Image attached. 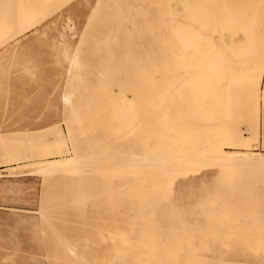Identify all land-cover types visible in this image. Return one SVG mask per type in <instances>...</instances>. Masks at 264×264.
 I'll list each match as a JSON object with an SVG mask.
<instances>
[{
  "label": "rangeland",
  "instance_id": "1",
  "mask_svg": "<svg viewBox=\"0 0 264 264\" xmlns=\"http://www.w3.org/2000/svg\"><path fill=\"white\" fill-rule=\"evenodd\" d=\"M56 1H52L55 5L53 10L41 21L15 40L0 45V264H84L73 254H78V245L90 241L98 252H94L96 257L86 255L87 263L116 262L114 241L124 239L116 234L126 226L127 222L122 217L127 221V218L133 217V212L129 209L122 211L121 205H117L112 211L117 218L114 228L106 209L111 203L119 204L124 199L112 196L111 192L106 193L108 187L105 185L108 186L109 180L120 184L126 181L129 189L136 193L144 177L149 178L148 182L152 185L149 201L159 209L158 214L164 216L163 221L171 217L168 210L173 203L181 206L182 215L189 222L187 229L179 231L181 240L187 241L189 237L197 243L211 237L219 242H235L240 256L238 260L231 261L232 264H249L244 258L251 256L247 248L253 249L250 244L254 247L258 243L260 248L256 246L257 249L264 254V169L245 172L246 179L239 183L247 193L238 198L239 205L233 212L225 215L218 212L206 219L199 214V210L209 206L202 208L196 204L211 196L216 167L202 166L185 177L178 172L173 173L172 191L164 197L154 192L155 187L167 183L171 176L159 179L160 175L150 173L151 170L162 168L158 164L163 160L168 165H174L171 169L177 171L181 165L179 158L201 150L205 141L201 122L197 120L203 103L201 94L194 90L198 83L158 81L147 84L137 79L145 63L142 59L148 51L171 48L166 29L168 14H163L164 21H158L155 16V8L166 7L167 4L146 0ZM241 1L223 0L222 9L228 16L235 15L236 6L241 10L245 6L248 10L249 4ZM60 36L67 41V54L58 43ZM254 43L251 50L255 51L254 46H257V58L259 46L258 42ZM259 45L258 52L262 55L264 45ZM72 55L82 63L80 72L75 71V78L72 75L74 70L68 69ZM79 80L85 83L83 87H77ZM227 83L224 85L225 92L220 90L223 110L227 112L226 109L230 111L236 106L240 114V120H236L240 122V135L252 136L248 150L264 153V74L254 82ZM118 85L122 89L121 94L117 92L120 89ZM146 87H149L148 93L145 92ZM186 88L189 90L185 91ZM106 90L109 92L106 93ZM63 92L71 94L70 104L73 107L68 106L71 110L60 100ZM232 111L235 112L234 109ZM77 114L83 122L81 126L74 118ZM82 115L85 118H81ZM244 115L248 117L247 121ZM76 125L77 129L73 128ZM69 126L73 128L71 138ZM103 127L109 129L105 130L108 133H103ZM252 131L256 135L253 136ZM75 140L80 143L76 141L75 144ZM73 141L77 153L84 158L91 156L72 164H78V168L73 167V170L70 166L72 170L67 168L46 176L25 174L28 168L22 167V164L69 156ZM156 151H164L165 156ZM188 151L191 153H186ZM143 154L151 158H140ZM136 155H140L139 159H135L138 158ZM160 155L162 157L158 158ZM153 160H159V163ZM145 161H149V165H141ZM82 164H92V167H83ZM93 164L98 165L97 168ZM76 172L80 174L75 175ZM75 176H79L80 180L82 177L80 183ZM201 180L204 184H200ZM85 189L90 193L92 191L91 195L83 193ZM81 191L83 197L79 195ZM85 195L90 197L85 198ZM78 196L85 204H81V208L88 218L86 222H82L79 219L81 215L75 211ZM128 200L133 201L130 197ZM214 228L224 233L222 238H217ZM99 234H102L103 240ZM241 247L245 248L244 251ZM104 249L107 260L99 256ZM121 250L123 246H117L118 253ZM64 257L72 263L66 262L68 260Z\"/></svg>",
  "mask_w": 264,
  "mask_h": 264
},
{
  "label": "bare ground",
  "instance_id": "2",
  "mask_svg": "<svg viewBox=\"0 0 264 264\" xmlns=\"http://www.w3.org/2000/svg\"><path fill=\"white\" fill-rule=\"evenodd\" d=\"M52 1L53 0H0V45L4 46L5 44L15 40L30 27L41 21L46 16V14L53 10L52 8L55 5ZM64 1L65 0H62V2ZM146 1H152L156 4H167L166 7L155 8V13L157 12L155 16L158 21H164L165 18H163V14H168L166 20H168L169 23L166 29L168 37L170 38L169 41H171L173 47L172 45H170L171 48L168 50L164 48H158L156 51H148L142 59L145 63L140 69L139 76H137L135 73H133V75L135 74L138 77L137 78L134 75L138 79V81H140L141 79V81H145L147 84H154L155 82L158 83V81L160 83H168L167 81H169L170 83H179L180 81H184L186 84H190L191 81H193V83H198L199 85L196 86L194 90L197 93L201 94L203 103L201 106V113L199 112L197 115V120L201 122L200 125L205 137V141L201 150L195 153H191L188 151L186 153L191 154H187L185 157L179 158L181 159L179 160L181 161V165L177 171L171 169L174 168V165H168L166 162H163V160L160 161V163L159 160H153L158 161V165H160L162 168H160L159 170H151L150 173L160 175L161 178L159 179H167L166 177L168 175L171 176L167 179V183H163L162 185L160 184V186L155 187L154 192H156L157 196L160 197H164V194L171 192V185L174 183L175 174L177 172L179 173V175H182V177H185L186 174H189L190 172H193L194 170H197L202 166L216 167V174L212 178L215 185L213 186V191L210 193L211 196L207 199L203 198V200L199 201L196 204L200 207H209H206L205 209L200 208L199 214H201L203 218L206 219L210 216H216L218 212L224 215L233 212L236 206L239 205L237 202L238 198L244 196L247 193L246 190H242L243 187L239 182L246 179L245 172L264 169V153H254L248 150V146L250 144V139L252 138V136L249 135L250 137H245L240 135V122L236 121L239 119L238 117L240 114L236 111V106L233 107V109L235 110V114L232 111L233 109L229 111L225 108L228 113L223 110L220 100L222 99V94L220 93H222L224 89L226 90V86L224 88V85H226L227 82H254L264 74V58L262 56L264 54L260 55L259 53V49L261 48L259 44L262 43L264 45V0L241 1L244 4L247 2L249 4V8L248 10H246L247 7L243 6L241 7V10L236 6L237 12L234 16H228L227 14H225L222 9L223 0ZM60 4L62 5V3ZM95 9L96 8H94V10ZM160 35L162 36V34ZM256 35L257 37H254ZM60 38L61 39L58 41V43L63 47L64 54H67V41L63 36H60ZM253 43L254 45L257 43V45L260 47H258L259 52L257 51L260 56L256 52V55L258 56H256L257 58H255V51L257 48L256 45L254 46V54H252L253 52L251 48ZM262 47L264 49V46ZM252 55H254V58ZM73 57L69 58L70 61L68 69L74 70L73 73H75V71L80 72L82 63H80L79 61H77L78 59ZM80 61L82 62L81 59ZM73 73L72 75L75 78L74 75H76V73ZM114 82L115 81H113V83ZM219 82L225 83H223L224 85H220ZM76 83L78 84V81ZM104 83L107 84L106 81ZM83 84L80 81V86L78 85L77 87H81ZM118 86L120 87V85ZM89 87L93 88V86ZM221 87L222 89H220ZM117 90H119L117 91L118 93H122L121 87ZM148 90L149 87H146L145 92L148 93ZM187 90L189 89L186 88L185 91ZM108 92L109 90H106V93ZM69 93L63 92L61 94L60 100L63 105L65 104L64 106L68 107L69 105H71L70 107H73L72 103L70 104L71 94ZM161 95H164V93H162ZM70 107L68 108L71 110ZM160 107H162V105ZM236 112L238 114H236ZM74 113H76V111ZM85 115H82L81 118H85ZM234 115L236 118L234 117ZM78 116L80 115H74V118L76 119V123L81 126L83 125V122ZM242 116L243 115H241V117ZM245 117L247 121L248 117ZM241 120L247 125L245 120L243 121V118ZM106 126H108L109 128L108 124ZM77 127L78 125L74 126L73 128L77 129ZM105 127H103V129ZM73 128H71L70 126L68 127V134L70 138L73 133ZM254 128L256 129V127ZM103 129V133H108L105 132V130L108 131L109 129ZM85 130H87V128ZM89 131L90 130H88V132ZM253 133V136L256 135V132ZM76 141L77 140H75V144ZM81 142L83 143L84 140ZM73 144L74 141L72 145ZM75 144L70 148L71 150L69 152V156H67L68 158L65 156L66 158H52L51 160L49 159L44 161L37 160L35 162L31 161L30 163L25 162L26 164H22L21 166L28 168L27 173L25 174L34 173L40 176H46L54 173L57 174L60 171H64L63 169L67 170V168L68 170H70L69 168H73L78 165L75 164V166H72L74 162L79 163V161H81L82 159L91 157L89 155L84 158L80 155V153H77ZM157 152L158 151H156V153ZM117 153L118 152H116V154ZM158 153H162V151H159ZM105 154H107V152H105ZM105 154H103L102 156H104ZM120 155L122 156V154L118 153V156ZM159 157H162V155L158 156V158ZM140 158L146 160L150 159L151 157L147 158V154H143L140 156ZM135 159H139V157ZM142 159H140V161H142ZM173 159L171 158V160ZM111 163H108V165L111 166ZM144 163L145 164H140L147 165L146 163H148L149 165L150 162L145 161ZM130 164H133V162H130ZM152 164L154 165V163ZM82 165L84 167L86 164ZM127 165H129L128 162ZM89 166L92 167V164H90ZM76 173L74 174H80L79 172V174ZM78 177L76 178L78 179ZM148 179L149 178L147 177L141 178V187L137 189L136 193L135 191H132V189H129L128 182L126 181L120 184V182L116 183L115 180H109L108 186L105 185L107 183L104 184L106 187H108V189L106 188V190L104 188L106 193L111 192L112 196L118 195L121 197V199H124L120 201L119 204L116 202L111 203L109 208L106 209L107 214H110V216H107L110 222L114 224L117 221V218L112 215V211H115V208L118 207L117 205H121L120 207L122 211L129 209L133 212V217H126L127 221L125 217H122V220L127 223L126 226H124V230L121 233H117L116 236L124 239L122 241H114L113 252L115 253L114 258L117 257V261L111 263L108 260V264H216L217 262H219L217 264H232L231 261L238 260V257L240 255L238 256L239 251H236V247L238 246L235 245V242H219L211 237L209 240H198L197 243L192 242L189 237L187 238V241L181 240L179 231L185 230L189 226V222L182 215L183 210L181 206L177 203H173L168 210L171 214V217L169 218V220L163 221L164 216L158 214L157 211L159 209L157 210V207L149 201V199H151L149 198L150 186L152 185L149 184ZM79 180L80 179H78L77 182L80 183L82 177L81 180ZM91 182L93 183L94 181L91 180ZM91 182L89 186L92 185ZM131 183H133V181ZM200 184H204V181L201 180ZM73 187L74 186H72V189ZM239 188H241V190H239ZM86 189L85 192H83L85 194L90 191H87ZM83 193L81 191L79 195H82L83 197ZM91 193L89 192L90 195ZM90 195H85V198L90 197ZM82 197L80 198L82 199ZM92 197L94 198V194H92ZM128 197L132 198L133 201L128 200ZM77 198L78 205L76 208L74 207L75 211L77 214L81 215L79 219H81L82 222H86L88 218L85 215L86 213L81 208V204H83L82 200H79V196ZM69 200L70 199L68 198V201ZM70 204H72V202ZM219 204L220 206H218ZM83 205L85 206V204ZM219 208L220 210H218ZM225 218H223V220ZM113 227L116 228V225L114 224ZM214 230L217 234V238H222V235H224V233L222 234V231H216L215 228ZM223 230L225 231L226 229ZM107 235L110 236V232H107ZM99 236L101 237L102 234H99ZM101 239L103 240L102 237ZM89 243H83V245L81 246L78 245V254H76L75 252V254H73L78 260L81 261V263L84 264L88 262L86 255L96 257L94 252H98V249H95L93 247V243L91 241ZM257 244L256 246L260 248V245ZM251 245L253 249L255 248V250H250V248L247 246L250 251H248V254H251V256L249 255V257H245V259L243 255L244 260L246 262L249 261V264H264V254H262V252L257 249L256 246L253 247V244H250L249 246L251 247ZM117 246H123V250H121V252L119 253L117 251ZM246 251L247 250H245V252ZM236 254L237 256L235 257ZM65 256L67 258V255ZM99 256H102L107 260L108 256L106 253V249L99 253ZM66 258L64 257L63 259ZM66 260H68L66 262H71L69 259Z\"/></svg>",
  "mask_w": 264,
  "mask_h": 264
}]
</instances>
